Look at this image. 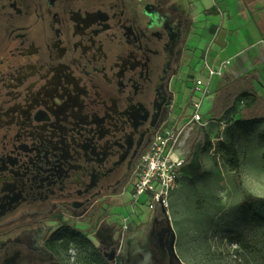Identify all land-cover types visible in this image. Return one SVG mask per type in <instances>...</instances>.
Wrapping results in <instances>:
<instances>
[{"label": "flooded vegetation", "instance_id": "obj_1", "mask_svg": "<svg viewBox=\"0 0 264 264\" xmlns=\"http://www.w3.org/2000/svg\"><path fill=\"white\" fill-rule=\"evenodd\" d=\"M168 2L0 0V264H72L68 232L94 264H186L161 201L124 244L87 234L105 203L132 196L176 82L195 90ZM48 222L60 227L34 249L15 237Z\"/></svg>", "mask_w": 264, "mask_h": 264}, {"label": "rangeland", "instance_id": "obj_2", "mask_svg": "<svg viewBox=\"0 0 264 264\" xmlns=\"http://www.w3.org/2000/svg\"><path fill=\"white\" fill-rule=\"evenodd\" d=\"M194 4L195 0H169L165 5L166 13L183 25L180 68L190 77H196L197 73L205 75L204 70H200L204 55L201 56L191 44L198 25ZM175 89L172 117L162 130L181 133L184 137L191 127L196 92L178 82ZM214 93L212 91L204 99L203 123L196 125L187 135L188 164L193 169L181 177L177 188L165 202V209L173 223L177 251L186 264H264V226L254 218L256 215L264 217V202L252 203L250 212L241 207L247 195L264 200V124L248 122L256 112L244 110V101L240 100L236 106L240 115L232 114L220 120L221 114L214 115L208 109ZM208 141L213 149L208 148ZM231 141L236 144L240 157L239 177L227 166L224 156L214 149L221 142ZM135 182L137 180L132 184L135 185ZM130 191L131 188H128L100 208L99 224L87 233L90 239L99 240L101 245L106 246L108 243L124 244L128 234L134 233L131 230L124 234V227L133 229L148 224L153 202L147 196L135 197V190L130 196ZM69 225L85 232L88 229V225L81 220H71ZM59 227L57 223L48 222L40 227L26 228L15 237H22L34 249L42 244L46 232H53ZM66 239L74 242L70 246L75 258L72 264H94V248H81L76 242V234L70 232ZM57 251L61 257L66 254L60 248Z\"/></svg>", "mask_w": 264, "mask_h": 264}, {"label": "crops", "instance_id": "obj_3", "mask_svg": "<svg viewBox=\"0 0 264 264\" xmlns=\"http://www.w3.org/2000/svg\"><path fill=\"white\" fill-rule=\"evenodd\" d=\"M194 6L198 25L191 44L204 55L200 70L205 73L196 77H206L207 65L231 61L224 77L214 83L208 109L219 115L215 101L223 87L238 94L255 93L264 100V0H195ZM232 95L228 105L235 102Z\"/></svg>", "mask_w": 264, "mask_h": 264}, {"label": "built area", "instance_id": "obj_4", "mask_svg": "<svg viewBox=\"0 0 264 264\" xmlns=\"http://www.w3.org/2000/svg\"><path fill=\"white\" fill-rule=\"evenodd\" d=\"M231 61H224L218 67L207 65L205 78L196 77L194 80L196 98L193 102L194 115L191 127L184 137L173 131L158 132L150 146L148 153L143 157L139 167V174L135 185V197L147 196L152 201L151 214H155L160 201L165 206L167 197L178 186L190 152L186 149L188 136L196 127L203 123L204 99L212 92L217 79H222L225 70Z\"/></svg>", "mask_w": 264, "mask_h": 264}, {"label": "trees", "instance_id": "obj_5", "mask_svg": "<svg viewBox=\"0 0 264 264\" xmlns=\"http://www.w3.org/2000/svg\"><path fill=\"white\" fill-rule=\"evenodd\" d=\"M234 88V87H233ZM229 93L233 94L232 96L236 97L235 102L233 104L228 105V96ZM244 101V110L247 111H255V116L248 122H250L253 125H260L264 124V100L259 98L255 93L251 92H244L238 94L234 89H230L227 87H223L220 89L217 93V98L215 101V109H218L220 116V120L223 118H226L228 115H236L240 112L236 109V103L238 101ZM222 105V106H221ZM264 138V136H263ZM207 146L209 149H213V145L210 141L207 142ZM216 151L224 156L226 159L227 166L230 168L232 172L235 173L236 177L240 176V157L239 153L236 147V144L234 141H231L229 143L221 142L219 143L216 148ZM240 185L242 188V183L240 181ZM264 202L263 199H259L257 197H254L252 195H247L244 197L243 202L241 204V207L243 210L250 212L252 210V203L257 201ZM255 220L264 226V217L261 216H254ZM87 243H83V247H86ZM89 247H92V244H88Z\"/></svg>", "mask_w": 264, "mask_h": 264}]
</instances>
